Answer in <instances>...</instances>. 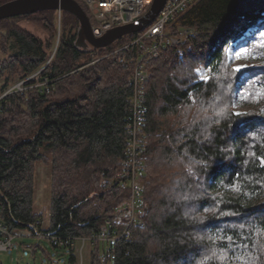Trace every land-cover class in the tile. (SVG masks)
<instances>
[{"label": "trees", "instance_id": "trees-1", "mask_svg": "<svg viewBox=\"0 0 264 264\" xmlns=\"http://www.w3.org/2000/svg\"><path fill=\"white\" fill-rule=\"evenodd\" d=\"M248 2L196 1L171 25L189 34L148 65L142 226L130 224V192L119 185L133 66L122 67L121 54L91 64L137 34L94 56L78 45L79 24L67 12L62 18L73 22L61 19L60 28L55 11L0 21V40L12 50L0 61V96L41 69L53 81L49 94L33 88L2 100L0 214L8 230L59 238L68 264L77 262L75 242L108 221L129 235L93 246L87 264H264V7L246 10ZM21 19L39 23L48 40L22 29ZM233 43L250 58L239 73L228 59ZM39 162L52 171L45 226L34 211Z\"/></svg>", "mask_w": 264, "mask_h": 264}, {"label": "built area", "instance_id": "built-area-1", "mask_svg": "<svg viewBox=\"0 0 264 264\" xmlns=\"http://www.w3.org/2000/svg\"><path fill=\"white\" fill-rule=\"evenodd\" d=\"M91 18L93 17L92 31L95 37H101L108 31L132 24L140 20L150 10L154 0H81ZM198 0H167L163 9L159 12L155 21L127 44L119 46L108 54L98 58L91 64L107 57L119 55V64L126 68L133 66L132 83L133 96L131 98V112L133 114L132 123L128 125L130 140L127 145V159L124 161L122 171L119 173V185L121 189L130 192V202L127 210L130 224L142 226V216L144 212V188L142 177L145 173V163L140 159L144 148L142 127L144 124V88L149 79L148 65L151 61L159 58L164 50L171 46L181 44L189 34L186 29L171 31L172 23L178 16L184 14ZM61 11L57 12L60 21ZM41 73H35L27 79L10 87L0 96V114L2 112V100L11 94L24 93L33 88H39L42 92L49 94L53 81L48 78H40ZM38 80H37V78ZM34 84L30 85V82ZM121 231V230H120ZM113 230L111 221L107 222L103 231L95 233L89 237L80 238L75 242V253L77 257L76 245L79 242H87L93 249L96 244H103L109 248L122 236H128V227L121 232ZM16 236L13 235L1 220L0 214V253L12 251L16 245ZM37 239H47L56 247H64V241L55 236H38ZM22 251H33L32 245H19ZM92 251V250H91ZM80 261V260H79ZM77 259L76 264H80Z\"/></svg>", "mask_w": 264, "mask_h": 264}, {"label": "rangeland", "instance_id": "rangeland-1", "mask_svg": "<svg viewBox=\"0 0 264 264\" xmlns=\"http://www.w3.org/2000/svg\"><path fill=\"white\" fill-rule=\"evenodd\" d=\"M250 7L261 10L264 7V0H249L246 10L250 9ZM57 19H58L57 24L59 28L61 26V19L63 20L62 23L64 26L66 25V23L73 22L72 17H68V16H64V18H62L61 16L60 21H59V18ZM92 20H93V17H92ZM18 25L22 29L40 38L41 40L43 41L48 40L47 33L45 32L44 28H42V26L39 23H36L35 21H31L30 19L29 20L21 19L18 21ZM78 29H79V25H78ZM178 29H173L171 27V31L173 32H175L174 30L177 31ZM60 32H61V29H59V33ZM253 34H254L253 30L252 31L250 30L247 32V36H251ZM127 43L128 41L122 45H125ZM57 44H58V40H57ZM89 50L91 52L92 48L90 47ZM238 51L239 49H237L236 43H233L228 50V57H229L228 59L233 64V70L237 68L240 69V71H237L239 73L249 68L250 63L247 60L250 58L249 56L240 57L238 54L239 53ZM11 53H12V50L9 47V45L6 44L4 46V44L0 40V61L7 58L9 54ZM54 53L55 52H53L47 64H49V62H51V60L53 59ZM42 71L43 69L38 71L41 73L39 75L40 78H43ZM23 80H21L20 82H22ZM240 112L241 110L239 108L236 109L237 114H239ZM51 173L52 171H51L50 164H45L42 162L37 163L36 172H35V185H34V211L37 214L43 215V219H44L43 226L47 224L49 220V214H50ZM19 234L20 236H18L15 240L16 247L8 253H0V264H68V251L66 249L54 248L48 240H39L35 237H32L31 235L27 234V232H24V231L20 232ZM22 244L40 246L43 250L37 249L35 253L29 252V251L24 252L18 247L19 245H22ZM76 248H77V259L78 261L80 260L79 263L87 264V262L89 261L91 250H92L91 246H88L87 242H85V244L84 242H79L77 243Z\"/></svg>", "mask_w": 264, "mask_h": 264}, {"label": "water", "instance_id": "water-1", "mask_svg": "<svg viewBox=\"0 0 264 264\" xmlns=\"http://www.w3.org/2000/svg\"><path fill=\"white\" fill-rule=\"evenodd\" d=\"M166 1L154 0L150 10L140 20L114 28L99 38L94 36L91 20L77 0H11L0 5V21L39 12H67L79 23L78 45L91 47L95 56L99 50L108 48L124 37L137 34L148 27L155 21ZM117 185L116 183L115 186Z\"/></svg>", "mask_w": 264, "mask_h": 264}, {"label": "snow or ice", "instance_id": "snow-or-ice-1", "mask_svg": "<svg viewBox=\"0 0 264 264\" xmlns=\"http://www.w3.org/2000/svg\"><path fill=\"white\" fill-rule=\"evenodd\" d=\"M261 47H264V43L261 44ZM196 71H197V73L200 72L199 69H196ZM234 71H240V69L237 68V69H234ZM202 78H204V77H202ZM246 98H247V97H241V99H246ZM261 164L264 165V159H261ZM189 171H191V169H189ZM229 239H231V238H229ZM202 264H203V262H202Z\"/></svg>", "mask_w": 264, "mask_h": 264}, {"label": "flooded vegetation", "instance_id": "flooded-vegetation-1", "mask_svg": "<svg viewBox=\"0 0 264 264\" xmlns=\"http://www.w3.org/2000/svg\"><path fill=\"white\" fill-rule=\"evenodd\" d=\"M79 44H80V43H79ZM79 46H81V44H80Z\"/></svg>", "mask_w": 264, "mask_h": 264}]
</instances>
